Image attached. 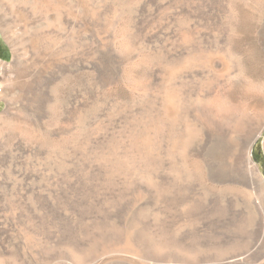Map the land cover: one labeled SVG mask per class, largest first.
Here are the masks:
<instances>
[{
    "label": "rangeland",
    "instance_id": "374dc122",
    "mask_svg": "<svg viewBox=\"0 0 264 264\" xmlns=\"http://www.w3.org/2000/svg\"><path fill=\"white\" fill-rule=\"evenodd\" d=\"M26 3L0 10V61L14 64L16 53L26 65L21 76L13 64L0 73V143L15 156L12 176L22 182L20 202L11 206L10 182L4 174L0 180V264L21 245L20 233L30 237L39 264H94L77 258L93 245L98 264L213 263L248 250L250 264L264 263V212L242 193L210 185L194 143L171 123L175 112L183 123L189 92L212 98L221 89L248 117L264 111V0ZM19 12L27 21L15 23ZM48 83L58 96L55 114L30 105ZM157 101L171 114L164 130L152 128L159 135L153 151L139 146L145 164L122 154L109 161L116 139L121 150L126 128L133 130L138 107H160ZM79 122L85 129L77 132ZM262 124L252 158L264 179ZM7 155L0 150V159ZM128 235L144 257L124 249Z\"/></svg>",
    "mask_w": 264,
    "mask_h": 264
},
{
    "label": "bare ground",
    "instance_id": "6f19581e",
    "mask_svg": "<svg viewBox=\"0 0 264 264\" xmlns=\"http://www.w3.org/2000/svg\"><path fill=\"white\" fill-rule=\"evenodd\" d=\"M26 2H27V0H0V10H3V8L5 6L11 10L16 9L17 7H20V5L27 6ZM39 6H40V4H39ZM27 17H28V15L25 12L24 13L19 12L14 17L15 23L25 22V21H27ZM43 55H44L43 59L45 61L47 60L46 62H48V60L50 59L48 57L49 54L47 55L44 52ZM13 60H14V64L13 63L12 64L18 70L19 76L24 75L25 74L24 69H25L26 65L21 64L20 57L16 53L13 54ZM12 64L5 66L6 64H4L0 61V73L4 74L7 67L9 68ZM229 75H230V73L223 75L225 77L224 81L228 85L231 84L232 81L234 80V78L230 77ZM223 76H221V77H223ZM215 80H213V81H215ZM207 82H208V80H207ZM182 83H183V81H182ZM182 83H181V85H182ZM201 85L205 87L206 84L205 85L201 84ZM207 85H206V87H207ZM24 87H25V85H24ZM182 87H184V85ZM201 88H203V87H201ZM178 90H180V89H178ZM220 90H218L212 98H209V97L206 98L205 96H201L202 94L198 95L199 97L197 96V97L192 98V96L190 95L191 92H189V95H187L185 98H183V107L185 108L184 115L181 118L183 120V123L180 122L181 120L179 118H178L179 120L177 119V116L179 117V115H177L176 112L174 114L173 120L171 119L172 122H171V120H170V122L172 123V127L175 130L182 129L184 131V134L188 135L189 141L191 142V144L194 143V145L196 147L195 149L198 153V158H199L198 163L200 165L201 171L204 174V178L206 179V181L210 185H212L218 191L234 190L235 192H238L240 194L242 193V195L248 200L249 204L251 205V208H253L254 211H256L257 213H263L264 212V179L262 178V176L259 172L258 166L254 163L252 156H253L254 144L256 143L258 138L261 136V133L263 130L262 120L264 118V111L258 113L255 117H248L247 116L248 112H246L244 104H242V103H238L236 105L232 104L229 101L227 95L223 94ZM198 92H200V91H198ZM201 92H202V89H201ZM33 95L34 94H32L31 98H33ZM35 95H36L35 98L31 99V101H32L31 104L28 102L33 108H35V110L43 107L44 109L48 110V114H49V113H52L53 111H55L56 107L59 105V104L57 105V101H56L57 95L55 93V86L51 85L50 83H48V85H46L45 89H42L41 87L38 88ZM140 98H142V96ZM158 98H156V99H158ZM138 101H140V100H138ZM157 102L160 103V101H157ZM152 104H154V103L152 102ZM159 106L160 107H157V108L153 107L152 109H148V108H145L144 106L138 107V105H137V107L139 108V111L135 112L134 114L132 113L136 119V120H134V123H132L133 130L132 129L128 130V128H126L127 129V131H125L126 134L124 132L123 135L120 132L122 135V138H123L120 142V143H122V148H121V150H119V147H118L119 146L118 145L119 140L116 139V142H115L116 145L114 144L115 145L114 146L113 143L111 144V146L112 145L113 146H112L111 151H110L111 152L110 153L111 158H109V161H112V158H115L117 161L119 158V155L122 154V156L126 160H130V162H132V160L136 159V157L140 158L141 162H142L143 159L141 157H143V156L139 155V154H141V152L139 153V148L141 149V147H139V146H142V147L144 146V148H146L145 146L148 145L146 149H148V147H149L150 151H153L154 145L151 143L154 140V138L157 140L159 135H158V132L156 130H154L152 133V128L156 127V129L164 130L166 128V125H167V119L171 114L170 113L168 115V112L166 111V108L164 105H162L160 103ZM137 107L136 108L134 107V109H137ZM195 107L197 108V111H195V109H194ZM24 112H26V110ZM152 112H154L153 124H152V116H151ZM35 113H32L30 115L33 118V120L36 121V119H35L36 114ZM136 114H137V116H136ZM200 114H201V116H203L205 118L206 122H203L204 120L203 121L201 120ZM6 116L8 118V114ZM2 117H0V118H2ZM5 117H4V119L7 120V118H5ZM180 117H181V115H180ZM9 118H8V121H9ZM11 118L13 119V117H11ZM14 119H15V117H14ZM10 121H11V119H10ZM181 123H182V125H181ZM5 126H6V121L0 119V135H2V133L4 132ZM98 126H100V125H98ZM76 128H77L76 131L78 132V130L81 131L82 128H84V127L79 122V123H77ZM93 130H94V132H96V131L98 132L100 130L102 131V128L101 127L98 128L96 126V128H94ZM177 131H176V133L179 132V131L178 132ZM88 133H89V131H88ZM100 133H102V132H100ZM98 134H96V135L98 136ZM119 134H118V136H120ZM150 134H152L153 137H151ZM94 135H95V133H94ZM96 138L97 137H95V139ZM118 139H119V137H118ZM163 141L164 140H162V142ZM186 146H187V144H186ZM186 148L188 149V147H185V149ZM178 149H181V148H178ZM185 149H183V147H182L181 150L177 151V156L179 157L180 160L185 158L184 157ZM0 150H6V152L8 153V155L6 157L0 159V180L4 174L7 176V179L10 182L8 185L9 190H8L6 196H8V200L10 201V203H12L11 204V206H12L13 204H17L18 201L20 202L19 195L21 194V190H22V188H21L22 182L16 180L17 178L15 179V177L12 176L13 168L15 166L14 164L16 162L15 161L16 158L14 155H12L11 149L6 148L4 146V143H0ZM94 154L96 155L95 157H97V155H99V154L102 155L105 153L103 151H100V152H94ZM173 155H175V154H172V156ZM152 156H153V154H152ZM138 158H137V160H138ZM120 159H122V158H120ZM129 163H127V164H129ZM142 163H143V165L145 164L144 160ZM140 165H142V164H140ZM88 195H89L88 193L84 192L81 197H87ZM30 207L33 209L32 203H31ZM17 208H18V206H17ZM27 228H30V225H28ZM20 237H22V238H20V239H22L21 245L20 246L16 245L14 248L12 247V249L9 250L8 254H6V255H8V257H7V260L9 262L8 264H20L22 261L25 262L26 264H39L37 259H35V257L33 255H31L30 237L27 235V233H24V234L20 233ZM156 243L158 244V242H156ZM156 243L155 244L152 243L153 245L151 246V248L153 247L155 251L156 250L157 251L162 250L161 249L162 247L156 245ZM123 245H124L123 246L124 249L131 252L132 254H135V255L140 256V257H142L145 254V253L142 254L143 249H142V251H140V248L137 244V241L134 239L133 235L126 236ZM96 247L97 246L93 245L90 247L83 248L81 250L82 255L77 256L78 261L79 260L83 261V260L88 258L91 261L96 260V263H94V264L100 263L103 259H100V257H98V252L96 250L97 249ZM148 250L146 249V251H148ZM248 253H249V250L246 251L245 253L232 255L230 257H226L222 260H218L217 262H213V263L189 262L188 264H250L249 258H248ZM20 256L23 258V260H21V262L18 263V261L20 259V258L18 259V257H20ZM29 256H31V258ZM151 256H152V254H151ZM147 257H148V255H147ZM149 257H150V254H149ZM2 264H3V262H2ZM45 264H47V263L45 262ZM48 264H51V263H48ZM262 264H264V263L262 262Z\"/></svg>",
    "mask_w": 264,
    "mask_h": 264
},
{
    "label": "trees",
    "instance_id": "16d2710c",
    "mask_svg": "<svg viewBox=\"0 0 264 264\" xmlns=\"http://www.w3.org/2000/svg\"><path fill=\"white\" fill-rule=\"evenodd\" d=\"M254 159H255L256 163H258V164L260 163L259 159H257L256 157H254Z\"/></svg>",
    "mask_w": 264,
    "mask_h": 264
}]
</instances>
